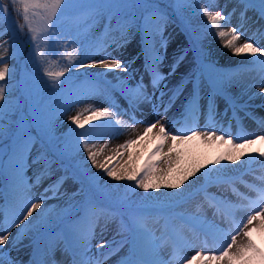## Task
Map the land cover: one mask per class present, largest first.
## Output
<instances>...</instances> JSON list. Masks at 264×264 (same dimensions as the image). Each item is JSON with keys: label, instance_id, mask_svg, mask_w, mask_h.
<instances>
[{"label": "rangeland", "instance_id": "1", "mask_svg": "<svg viewBox=\"0 0 264 264\" xmlns=\"http://www.w3.org/2000/svg\"><path fill=\"white\" fill-rule=\"evenodd\" d=\"M161 1L176 6V11L187 26L177 25L159 16L147 27L145 25L142 31H138L135 24L139 19V8H106L105 11L103 8L90 7L99 0H70L68 7L61 5L62 11H58L57 17L52 20L54 27L48 26L47 12L43 8H30L27 14L29 33L24 43L28 46L27 59L31 58L28 62L31 67L36 71L91 77L86 79L83 91L65 99L56 110L49 112L44 129L52 140H56L70 128L77 127L70 118L79 114L82 123L88 120L85 125H92L89 147L99 153L97 163H105L107 167L114 168L117 174L137 171L143 174L145 161L160 143L156 139L160 125L127 151L118 146L127 140L136 139L144 133L149 123L157 120L174 133H186L192 128H209L216 130L218 135L223 132L236 141L264 134V92L261 91L264 86V65L253 63L264 61V56L252 55L250 65L240 62L233 65L226 59L230 49L224 47L227 39L231 38L230 29L235 27L241 33L237 46L241 45L240 41L246 42L251 38L257 46L264 48V7L261 0ZM16 4L23 11L19 0ZM202 6L212 12L221 11L228 17L226 21L220 22L222 30L229 32L228 36L220 38L215 35L220 29L211 28L207 17L201 12ZM88 9L99 10L100 15H109L102 16L90 25L80 37H71L68 44L72 41L73 44L65 56L59 52L53 54L56 38L68 31L65 20ZM119 16L134 20L126 33L119 27ZM206 28L211 30L205 31ZM16 43V26L10 16L2 13L0 68L6 63L9 70L15 63ZM118 44H122V47H118ZM201 51L205 55L203 58ZM157 54L162 61L159 70L166 77L163 81L169 78L168 73L173 67L175 71L170 76L178 73L174 84L177 85L178 80L183 79L182 85L175 86L176 93L172 98H169L170 89L162 90L163 81L158 87H153L151 74L147 70V65ZM106 56L109 60L118 59L127 66L128 71H123L127 75L126 79L115 80L114 70L109 71L99 63L91 66L94 61ZM81 62L83 67L80 66ZM94 76H98V79L92 78ZM25 83L36 89L34 100L42 99V90L51 84L50 79L42 76L34 79L26 76ZM138 85L143 90V97L139 101L130 98L131 90ZM253 92H258V96L251 98L249 95ZM13 95L5 92L0 103ZM38 100L33 114L37 116L35 123L42 129L44 108ZM239 102H243L242 105ZM97 109L114 113L115 119H89ZM116 120L122 124H116ZM107 124L114 128H94L95 125ZM40 134L43 135V130ZM81 141L75 147L71 161L79 164L88 182L99 191L117 185L118 189L123 188L126 180L116 181L107 176L103 169L92 166ZM13 142H18L23 152V167L18 171V180L7 188L2 186L0 171V225H3L4 232H11L5 244L0 245L2 264H138L146 259H157L162 264H183L185 259L197 252H217L230 241L236 225L261 206L257 204L253 207L249 203L257 200L250 185L264 186V158L256 152L257 149L264 150V145L259 142L252 146L251 156L243 154L246 150L230 148L227 143L192 142L178 145L182 150V161L179 165H173L175 170L170 176L162 178L164 156H153L151 162L158 167L152 177L145 179L146 183L149 180L161 184L170 182L192 162L204 166L178 189L162 186L145 191L136 187L134 181L123 202L125 206L137 207L141 199L150 206L179 193L188 195L200 184L204 183L205 186L193 195L189 194L187 200L167 212L133 214L129 217L132 224L130 228L123 224L112 209L92 210L86 218L73 220L85 195L86 183L64 172L57 162L46 165L41 156V142L24 127L14 132ZM170 143V140L164 142L165 153ZM226 155L240 158L235 163L224 159H221L220 164L211 163ZM13 167L17 170L15 161ZM30 200L39 201L46 210L41 207L36 209L24 224L15 227L21 218V210ZM42 217L50 221L47 227L41 226ZM29 222H32V226L25 229ZM74 224L79 233L89 234L84 246L70 231V226ZM21 230L24 231L18 236ZM136 231L140 232L137 242L132 235ZM178 238L182 243L177 251L174 243ZM243 239L242 235L237 236L238 242ZM253 239L259 247L264 248V234L254 233ZM154 245L158 246L155 252Z\"/></svg>", "mask_w": 264, "mask_h": 264}, {"label": "snow or ice", "instance_id": "2", "mask_svg": "<svg viewBox=\"0 0 264 264\" xmlns=\"http://www.w3.org/2000/svg\"><path fill=\"white\" fill-rule=\"evenodd\" d=\"M17 0H9V5L0 4V15L4 11L7 10L8 6H14ZM19 3L23 5L24 19L28 20V12L29 9H37L43 8L47 12V22L49 27H54L52 25V20L57 17L58 11H62L61 5L65 8L68 7L70 0H19ZM261 5L264 7V0H261ZM92 8H108L112 9H135V8H144L146 10H151L149 15L157 14L155 11V5L147 3V0H99L98 3L90 5ZM201 12L203 16L207 17V22L211 26V28L220 29L215 33V35L220 38H224L229 35V32L222 30V25L220 22L226 21L228 17L223 15L221 11H209L206 7H201ZM145 25L147 27L148 24V16L144 17ZM211 29H205V31H210ZM230 39H227L224 47L232 49L235 55H240L242 53H248L253 56H264V48L257 46L251 38L246 40L243 44L237 46L236 42L240 39L241 33L237 31L235 27L230 29ZM118 47H122V44H118ZM162 61L159 59V55L157 54L151 62L147 65V70L150 72L152 77L153 87H158L160 83L166 78L162 72L159 70V64ZM97 63L101 64L104 68L109 71L115 69H121L122 71L127 72V66L123 65L121 61L118 59L109 60L108 57H104L100 61H94L91 66H95ZM253 63H260L264 65V61H253ZM81 67H83V62H81ZM175 71L173 67L172 70L168 73L169 75ZM8 74V66L5 63L3 68H0V81L4 80ZM48 75H53L52 73H47ZM57 76H63V72L56 73ZM167 88V85H164ZM195 87V86H194ZM261 91L264 92V86L261 87ZM164 93L161 92V96ZM143 97L142 86H137L136 89L131 90L130 98L139 101ZM4 99V88L0 86V101ZM100 119V118H110L115 119V114L112 112H106L102 110H94L92 112V116L89 119ZM71 122L75 124L79 128H84L85 124L88 123V120H85L83 123L80 120V115L78 114L75 117H71ZM137 122V121H134ZM116 124H122L120 120H116ZM159 126L158 133L156 134V139L160 141V143L153 149V151L149 154V159L145 161V165L142 169L143 174L139 171L131 172L128 174L121 173L117 174L114 171V168L107 167L105 163H97V156L99 153L93 152L89 147V134L88 133H79L77 134L82 138L81 146L84 151L88 152L87 159L91 161L93 167H98L104 170L107 176L111 177L116 181L128 180L135 181V186L139 188H143L147 191L149 188L159 189L160 187L178 189L182 184L190 177L196 176V173L200 171L201 167L204 165L198 162H192L188 167L180 170V174L173 178L170 182H165L161 184L159 181L153 182L149 180V182H145L146 178L152 177L154 175L155 169L158 167L156 163L151 162V158L156 156L157 154H163L164 160L163 163L165 165L164 168L161 169V178L165 176H170L171 173L175 170L173 165H179L182 161V150L178 147V145H189L192 142H198L200 144H211L213 142L219 143H227L230 148L233 149H243L247 150L244 154L251 156L252 155V146L257 144L258 142L261 145H264V134L252 135L247 138H244L240 141L234 140L231 136H226L223 132L221 134H217L216 130L205 128L203 130L198 128H192L186 133H174L170 132L166 129L163 124H160V121L149 123L147 127L144 129V133L139 135L136 139L127 140L124 144L119 145V149H123L127 151L128 148L134 144L139 143L141 140L145 138L149 133H152L153 129ZM114 128L113 125H95L94 128ZM119 131L118 129H115ZM170 140L171 143L168 146V150L164 152V142ZM26 147V144L24 145ZM94 147V145H93ZM259 157L264 158V150L257 149ZM239 156H224L222 158H217L211 163L213 165L220 164L221 159L231 160V162L235 163ZM15 161V165L17 168V175L19 169L23 167V152L19 149L17 153L13 157ZM108 159H111L109 157ZM139 177V178H138ZM252 190L257 195L256 201H250L249 203L255 207L257 204L261 205L259 210L254 211L252 214H249L242 223L236 225V231L234 234H231L230 241L226 242L217 252L206 254L204 252H197L195 255L191 256L188 259L183 261V264H264V248H261L257 245L256 241L253 239V234H264V186L255 187L251 186ZM41 207V203L39 201H29L24 208L21 210V218L19 219V223L15 225V227L19 228L21 224H24L25 221L29 219L33 215V212ZM41 226L47 227L50 224V221L44 217L40 220ZM32 226V222H29L28 225H25V229ZM24 230H21V233L17 235H21ZM70 231L73 233L74 238L80 243L81 246H84L87 243L89 234H82L77 231L76 225L70 226ZM9 235H11L10 230L7 232L3 231V225H0V245H4L8 240ZM243 236V240L238 242L237 236ZM182 241L178 238L174 243V247L179 250ZM104 247L103 244L100 245ZM158 247L156 245L153 246V252H155V248ZM2 264V261H0ZM138 264H162L161 261L157 259H146L141 260Z\"/></svg>", "mask_w": 264, "mask_h": 264}, {"label": "trees", "instance_id": "3", "mask_svg": "<svg viewBox=\"0 0 264 264\" xmlns=\"http://www.w3.org/2000/svg\"><path fill=\"white\" fill-rule=\"evenodd\" d=\"M148 3L155 5L157 14L149 15L150 11L146 12L144 8H139L141 10L139 28L144 26L145 16H148L149 21L158 16H163L180 26H186L175 8L168 5L165 1L148 0ZM0 4L9 5V0H0ZM103 9L107 11L106 8ZM22 12V8L16 3L14 6H8L7 10L3 12V14L5 13L7 16L11 17L13 24L16 26L17 34V48L14 52L15 63L9 68L5 79L0 81V86L4 88V93L11 92L14 94L12 97L0 103V167L3 168L4 180L8 182V180L15 178V173L10 166L19 145L13 142V135L19 128L24 127L41 142L43 146L42 156L46 160V164L51 165L57 162L62 166L65 172L71 173L76 179L86 183L85 195L81 201L82 210L79 212V215L91 208L96 210L110 208L119 213L124 222L128 224L127 217L131 212H140L144 210L160 211L164 208H172L179 202L185 200L187 198V193L186 195L179 193L175 196L167 197L163 203L153 204L148 207L143 199H141L138 207L130 209L125 207L122 202L127 195L128 188L132 181L127 180L122 189L113 186L100 191L88 182V177L79 169L78 164L71 161V156L75 152L78 141L81 139L77 134L88 133L90 128L88 126L84 128L72 127L56 140H52L47 130L44 129L46 124L45 118L48 113L54 110L59 103H62L65 97L72 96L80 86L75 83L73 84L66 74L63 76H57L55 75L56 73L48 75L47 73L49 72L36 71L28 64L31 58L27 59L28 46L24 42H26L29 27L27 21L23 19L24 15ZM98 12L99 10L88 9L68 17L67 20H65V27L68 31H65L59 38H56V44H53V54H55L56 51L62 52L64 48H69L67 42L71 37L83 32L92 22L100 19L101 15ZM118 19L120 24L119 27L123 29V18L119 16ZM129 21L131 22L132 20L129 19ZM23 45L25 47H22ZM203 55L204 54H202V56ZM26 76H31L33 79L36 78V76L50 79L51 84L42 90L44 94L42 99L34 100L33 93L36 89L26 85ZM36 100H38V103L42 104L44 108V117L41 119V124L43 125L42 129L35 123V118L37 116L33 114L35 113L34 106ZM41 130H43V135L40 134ZM202 186L203 184H200L197 188L189 191L188 194H193L195 192L194 190H198Z\"/></svg>", "mask_w": 264, "mask_h": 264}, {"label": "bare ground", "instance_id": "4", "mask_svg": "<svg viewBox=\"0 0 264 264\" xmlns=\"http://www.w3.org/2000/svg\"><path fill=\"white\" fill-rule=\"evenodd\" d=\"M225 31V30H224ZM240 42H242L241 44H243L244 43V41H240ZM252 55H250V54H248V53H242V54H240V55H235L234 53H233V50L232 49H230V51H229V54H228V56H226V59L230 62V64H233V65H235V64H239V62L240 63H246V64H249V63H251V62H249V60H251L252 59ZM250 65V64H249ZM182 71V70H181ZM180 70H178V72H181ZM176 75H178V73H176L175 75H173V76H170L169 75V78H167L165 81H163V83H162V86H163V89L162 90H167V89H170V92H169V95H170V97L169 98H172L174 95H175V93H176V91H175V86L177 87V86H179V85H182V80L183 79H180V80H178V84L176 85V84H174L175 83V80H176ZM113 76H114V78H115V80H117V81H120V80H124V79H126L127 78V75L121 70V69H115L114 70V74H113ZM114 80V79H113ZM167 85V88H165L164 87V85ZM251 95H249L251 98H255V97H257L258 95V92H256V93H250ZM241 105H242V103L243 102H239ZM164 120V119H163ZM162 119H161V121H163ZM165 121V120H164ZM247 151V150H246ZM245 152V151H244ZM244 154V153H243ZM41 208L43 209V210H46L45 209V205H41Z\"/></svg>", "mask_w": 264, "mask_h": 264}]
</instances>
